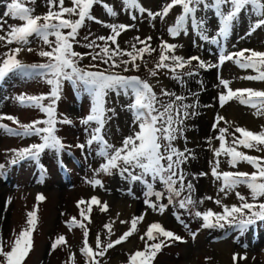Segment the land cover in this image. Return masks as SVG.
<instances>
[{
    "label": "snow or ice",
    "instance_id": "6c2138e0",
    "mask_svg": "<svg viewBox=\"0 0 264 264\" xmlns=\"http://www.w3.org/2000/svg\"><path fill=\"white\" fill-rule=\"evenodd\" d=\"M34 3L35 0H10L6 5V11L0 17V33H2L0 49H4L0 51V81L18 76L23 79H38L48 85V93L39 95L21 93L13 97L20 106L39 110L44 118L21 124L17 117L0 114V121L8 120L17 125L16 128H12L0 122V132L22 139L37 137L39 140L26 147L9 150L11 156L7 166L0 163V177L6 175V167L30 161L40 169L41 179L38 182L42 183L46 169L40 163L41 155L46 151L59 155L66 147H71L65 145L56 134L57 125L73 123L67 116L57 113L58 102L67 84L71 86L77 98L86 95L90 101L88 114L79 120L84 126L87 138L84 143H77L75 147L84 154L86 149L91 150L95 145L96 155L102 158L103 162L94 170L93 178L87 181L93 188L97 186L103 188L102 181L96 178L99 174H119L125 180L132 183L139 182L144 186L143 203L148 208L163 214L168 205L176 203L180 209L189 211L190 215L200 219L201 227L205 229L231 227L244 234L257 222H264V199H262L264 198V155H249L240 150L243 148L264 153V124H261L260 130L255 132L240 126L233 128L232 122L226 121L223 116L217 114L211 126L217 135L207 138L208 150L212 152V159L208 161L210 173L201 171L192 174V179L210 175L212 181L218 183V193L222 194V198L205 196L197 201L191 195L196 191L195 186L192 180L186 182L189 173L182 168V165L196 157L186 146L183 150L178 148L176 142L186 139L184 135L187 130L186 121L199 114L196 111L199 106L198 99L189 104L186 102L187 96L168 91L163 86L158 93L156 91L158 80L154 84L138 75L125 74L139 71L143 64L147 68L149 77L156 78L162 70H166L171 74V79L183 85L182 76L192 77L199 74V69L207 71L220 68L230 61L241 70L251 69L255 73L241 76L240 79L264 82V51L245 48L225 53L221 47L218 62L208 63L198 56L184 58L176 55L178 45L163 39L157 47H153L151 36L144 38L136 36L128 48H123L119 38L127 31L135 29L136 25L108 23L96 18L92 14L96 5H100L109 17L115 18L119 15L118 11L104 0H70V6L66 4V0H46L48 10L42 15L35 14V9L30 6ZM121 5V11L126 12L132 21H136L138 15L143 17L145 14L150 21L159 19L166 25L167 34L173 39L182 34L188 35L191 31L201 41L220 44L222 40L228 38L244 13L254 16L248 35L264 28V0H166L155 12L146 9L140 0H121ZM177 8L179 12L169 24L167 18ZM204 10L212 11L218 20L214 35L209 34L206 19L200 16V12ZM4 18L19 23L9 24ZM87 22L101 24L102 27L110 30L109 34L93 39L89 32L83 37L82 43L78 37ZM152 27H155V23ZM34 39L47 46L48 50L42 48L38 52L40 57L46 59L40 63H24L19 57L25 51L29 53L34 51L29 46ZM76 45L90 51L77 52ZM156 52L158 57L149 68L145 56H151ZM86 57L90 58V63L82 65ZM193 61H196L194 70L178 72L179 69L191 66ZM217 79V86H222L224 89L218 95L221 108L229 101L235 100L240 105L252 109L253 116L264 118V90L251 87L234 90L230 87L229 80L220 75ZM198 83L202 85V81ZM191 95L197 97V93ZM114 98L116 101L120 98L127 101L120 106L132 117L130 134L124 136L118 146L106 138L107 124L118 115ZM210 106L206 105V107ZM221 121H224L228 127H220ZM230 128L232 131L229 130ZM236 133L239 135L237 136ZM213 139L219 141L218 147L212 145ZM221 157L226 158L224 162L229 169L236 170H221ZM241 164L250 166L252 171L239 170ZM156 182L163 186L164 191L154 189ZM241 186L248 190L247 196L239 191ZM185 192L188 195L182 196ZM232 194L239 204H224L223 198ZM153 196L155 201L151 199ZM163 198H167L168 205L158 203ZM44 199L42 194L36 197L38 203ZM206 200H211L220 207L221 211L194 210L197 204H203ZM85 204L87 212L80 208ZM93 205L99 206L101 212L108 210L107 203L101 204L99 198L95 196L88 201L81 199L77 202V207L80 208L82 220L78 221L73 217L65 222L69 231L74 226L83 229V243L79 251L84 257L85 264H101V258L105 257L110 249L125 242L138 231L137 226L146 215V213L134 215L128 230L115 240L110 239L113 235L112 223L104 224L107 234L102 240L101 234L97 233L93 248L89 243V230L82 222L87 220L91 223L89 214ZM173 215L185 229H188V224L180 215L177 213ZM120 223L127 222L120 221ZM26 224L27 226L15 236L10 245L0 236V264H26V259L33 248V232L37 226L36 208L27 213ZM191 235L195 239L196 233ZM140 239L144 241L143 250L129 254L127 264H153L162 247L169 246L173 242H184L181 236L166 230L159 222L149 224ZM66 244L65 236L60 235L51 243V250L55 251L58 246ZM245 258V256L239 257L240 260ZM233 261L235 264L237 254H233ZM68 262L75 264V254H69Z\"/></svg>",
    "mask_w": 264,
    "mask_h": 264
},
{
    "label": "rangeland",
    "instance_id": "374dc122",
    "mask_svg": "<svg viewBox=\"0 0 264 264\" xmlns=\"http://www.w3.org/2000/svg\"><path fill=\"white\" fill-rule=\"evenodd\" d=\"M9 2L10 0H0V17L6 11V5ZM104 2L113 6L119 15L115 18L109 17L100 5H96L92 10V14L96 18L108 23H134L136 25L135 29L127 31L119 38V43L123 48H128L136 36L141 38L151 36L153 47H157L160 40L163 39L178 45L176 55L184 58L198 56L208 63L218 62L221 47H223L225 53L236 52L245 48L264 51V28L255 31L251 35L247 34L254 19V16L248 13H244L238 19L227 39L214 45L199 40L198 36L191 31L188 35L182 34L173 39L167 34L166 25L160 22L159 19L154 22L150 21L145 14L143 17L138 15V19L132 21L128 18L126 12L121 11V0H104ZM165 2L166 0H140V3L146 9L153 12L159 10ZM66 4L70 6V0H66ZM30 6L35 9L36 15H42L48 10L46 0H35V3ZM178 12L179 8L167 18L169 24L173 22L174 15ZM200 16L206 19L209 34L214 35L218 27V20L214 13L210 10H204L200 12ZM4 19L9 24L19 23V21L10 18ZM153 23H155V27H152ZM109 31L99 23L87 22L86 26L80 30L78 39L83 43V37L88 35L89 32L91 38L94 39L101 35L107 36ZM29 46L34 51L30 53L25 51L21 53L19 58L27 64L44 62L46 58L40 57L38 52L42 48L48 50L47 46L42 45L40 41L35 39ZM3 50L0 49V51ZM75 51L85 53L90 49L76 45ZM157 57L158 52L153 53L151 56H145L149 68L152 67V62ZM89 63L90 58L88 57L82 61V65ZM195 65L196 61H193L191 66L179 69L178 72L192 71L195 69ZM198 72V75L192 77L182 76L183 85L171 79V74L167 73L166 70H162L156 78L149 77L147 68L143 64L139 71L125 73L126 75H138L141 78L149 79L154 84L158 80L159 84L156 85L158 93L160 87L163 86L168 91L187 96L186 102L189 104L198 99L199 106L196 111L199 114L186 121L187 130L184 134L186 139H180L176 142L178 148L183 150L186 146L196 157L182 165V168L186 173H189L186 182L192 180L195 186L196 191L191 195L197 201L205 196H211L214 199L222 198V194L218 193V183H214L210 175L199 177L196 180L192 179V174H198L201 171L210 173L208 161L212 159V152L208 150L207 138L217 135L211 127L217 114L223 116L226 121L232 122L233 128L240 126L255 132L260 130L261 124H264V118L253 116L252 109L240 105L235 100L229 101L223 108L220 107L218 102L219 93L224 91L222 86H217L218 75L229 80L231 82L230 87L234 90L245 87L264 90V82L240 79L244 75H254L255 73L251 69L241 70L229 61L220 68H212L207 71L199 69ZM198 81H202V85ZM48 91L49 86L38 79H23L14 76L7 78L5 81H0V114L17 117L21 124L43 119L44 115L39 110L22 107L14 101L13 97L21 93L39 95L48 93ZM191 93H197V97H193ZM162 99L166 100L167 98ZM126 102L124 98H120L119 101L114 98L118 115L109 121L106 126V138L117 146L121 143L122 138L129 135L131 131V114L120 106ZM206 105L211 106L206 107ZM89 107V98L86 95L77 98L71 86L66 84L62 98L57 105V113L58 115L67 116L73 123L71 125H57L56 134L65 145L71 147H66L59 155L52 151H46L41 155L40 163L46 169L42 183L38 182L41 179L40 169L34 162L30 161L6 167V175L0 177V236L9 245L19 231L27 226V213L33 208L37 210V226L33 232V248L26 259V264H69L68 257L70 253L75 254V264L85 263L84 257L79 251L83 243V229L74 226L69 231L65 222L70 221L73 217L81 221L80 208L85 209L87 212V205H81L78 208L77 202L81 199L88 201L93 196L99 198L101 204L106 202L108 205L106 212H101L99 206L93 205L89 214L91 223L87 220L82 221L89 230V243L93 248L95 247L97 233L101 234L102 240L107 234V229L103 227L104 224L112 223L113 235L110 239L115 240L128 230L131 218L134 215L139 216L141 213H146L145 219L137 226L138 231L125 242L110 249L105 257L101 258V264H127L129 254L137 250H143L144 241L140 239V236L144 234L148 225L153 222H159L166 230H171L181 236L184 241L173 242L169 246L162 247L153 264H234L233 254H237L235 264H264V222H257L244 234H240L239 230L231 227L205 229L201 227L202 221L190 215L189 211L180 209L176 203L168 205L167 198H163L158 202L168 205L163 214L148 208L143 203L145 199L144 186L139 182L132 183L125 180L119 174H99L96 178L102 181L103 188L99 186L93 188L87 181L93 178L94 170L103 162L102 158L96 155L95 145L91 150L86 149L84 154L75 147L77 143H84L87 138L84 126L79 123V120L88 114ZM0 122L12 128L17 127L8 120ZM219 126L228 127L224 121H221ZM229 130L232 131L231 128ZM236 135L239 134L236 133ZM37 142H39L37 137L22 139L0 132V163L7 166V161L11 156L9 150L26 147ZM212 145L218 147L219 141L213 139ZM240 150L247 152L249 155H264V153H258L254 150L243 148ZM225 159L221 157V170H236L229 169L227 163L224 162ZM239 170L252 171L251 167L246 164L239 165ZM129 189H131V194H129ZM154 189L164 191L159 182L154 184ZM239 191L246 196L248 195V190L243 186L240 187ZM38 194L45 197L39 203L36 200ZM183 195H188V193H182ZM151 199L155 201L154 196ZM223 203L231 205L239 204V201L232 194L227 198H223ZM207 209L221 211L220 207L211 200H206L203 204H197L194 210L205 211ZM173 213L180 215L181 219L188 224V229H185L176 220ZM120 221H126L127 223L121 224ZM191 233H196L195 239H193ZM60 235L65 236L67 244L57 247L58 250L52 251L51 243ZM106 242L107 240H105ZM240 256L246 258L240 260Z\"/></svg>",
    "mask_w": 264,
    "mask_h": 264
},
{
    "label": "trees",
    "instance_id": "16d2710c",
    "mask_svg": "<svg viewBox=\"0 0 264 264\" xmlns=\"http://www.w3.org/2000/svg\"><path fill=\"white\" fill-rule=\"evenodd\" d=\"M34 209V208H33ZM33 209H31V211L33 210ZM23 229V228H22ZM20 232V231H19ZM18 233V232H17ZM16 233V234H17ZM19 234V233H18ZM58 247H61V246H58ZM59 248H57L56 250H58ZM81 264H85L84 262H82Z\"/></svg>",
    "mask_w": 264,
    "mask_h": 264
}]
</instances>
